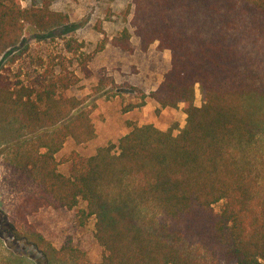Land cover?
I'll return each instance as SVG.
<instances>
[{"label": "trees", "instance_id": "trees-1", "mask_svg": "<svg viewBox=\"0 0 264 264\" xmlns=\"http://www.w3.org/2000/svg\"><path fill=\"white\" fill-rule=\"evenodd\" d=\"M51 5L0 0V57L18 46L27 25L43 34L68 23ZM131 5L133 32L125 29L109 44L133 53L134 36L142 52L155 43L169 51L170 68L150 97L161 108L182 105L184 127L177 135L133 127L92 156L73 152L64 175L56 155L69 138L94 139L92 108L64 95L70 76L51 67L28 82L0 71V157L11 196L7 210L0 204V245L48 258L30 219L79 208L82 224L94 220L102 256L92 263L69 241L51 250L66 264H264V0ZM81 48L65 44L74 55ZM90 60L82 61L86 75ZM30 258L0 251V264Z\"/></svg>", "mask_w": 264, "mask_h": 264}, {"label": "rangeland", "instance_id": "rangeland-1", "mask_svg": "<svg viewBox=\"0 0 264 264\" xmlns=\"http://www.w3.org/2000/svg\"><path fill=\"white\" fill-rule=\"evenodd\" d=\"M22 7L39 4L41 0H19ZM51 8L68 16V23L48 33H41L29 25L18 46L7 50L0 57V71H7L13 81L28 82L46 67L55 75L70 76V88L62 93L78 100L82 107L92 108L90 115L95 137L89 142L77 144L69 138L56 155L58 170L64 175L70 172L68 158L73 152L89 157L99 148L117 145L121 137L133 127L153 125L177 135L185 125L186 116L179 108H161L151 97L170 68L169 51H159L157 43L147 52L138 49V39L132 36L133 53L110 46L109 41L123 30L133 32L130 21L133 7L131 0H51ZM68 41H76L82 48L74 55L65 49ZM90 74L86 75L82 61L87 56ZM5 71V72H6ZM133 108H129L130 106ZM196 105H201V95L196 92ZM129 110L127 111L126 109ZM3 166L0 157V204L7 210L11 196L3 184ZM221 204L215 206L219 211ZM78 210H45L30 219L44 241L43 257L31 248L17 244L0 245V251L10 255L15 250L30 254L29 264H66L55 260L51 250L59 251L67 242L83 250L92 263L101 260L102 248L94 238V220L83 224ZM3 241V240H2Z\"/></svg>", "mask_w": 264, "mask_h": 264}]
</instances>
